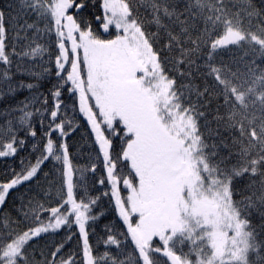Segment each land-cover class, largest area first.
<instances>
[{
    "label": "snow or ice",
    "instance_id": "snow-or-ice-1",
    "mask_svg": "<svg viewBox=\"0 0 264 264\" xmlns=\"http://www.w3.org/2000/svg\"><path fill=\"white\" fill-rule=\"evenodd\" d=\"M242 2L244 15L232 10L234 0H185L182 9L175 0H139V7L151 15L147 23L157 28L149 33L133 0H102L103 16L95 19L102 20L105 32L114 27L116 35L101 39L89 20L77 18L89 6L88 0H16L15 15L9 13L15 32L11 52L7 51L6 13L0 10V81L10 93L17 88L34 92L0 114L20 113L0 125V137H11L6 143L0 140V157L17 151V123L31 129V106L41 103L50 112L42 158L0 183V205L10 189L34 178L49 158L62 162L63 168L58 206L45 208L31 199L22 205L27 209L25 219L33 217L35 226L17 232L12 228L16 221L0 218V264H78L73 255L60 257L63 244L42 262L27 252L28 244L42 233L73 224L82 241V264H264V10L255 9L252 0ZM71 9L78 10L77 16L69 14ZM31 17L35 19L29 22ZM254 17L262 21L255 31ZM200 22L203 28L198 27ZM161 32L166 42L157 49L154 41ZM53 34L57 83L49 90L53 101L49 110V95L38 92L36 84L12 83L11 57L20 61L51 57L41 41ZM17 43L22 45L19 53ZM165 49L179 50L178 71L180 65L200 68L196 59L206 56L203 67L219 91L183 85L197 98L195 103L186 102L185 92L165 68ZM224 52L228 60L221 55ZM21 67L18 63L17 71ZM39 67L40 71L30 72L36 79L50 71L43 64ZM65 88L77 97L79 111L91 127L99 149L97 161L102 156L106 173L98 183L110 185L116 212L126 227L119 234L107 229L103 243L108 250L99 255L89 243L87 227L97 219L92 210L99 197L85 202L74 194V169L63 139L71 121L60 119ZM214 96L223 97L224 113L221 105L215 110L209 107ZM112 136L123 141L115 156ZM221 149L227 154L222 155ZM97 167L92 163L90 171L95 173ZM80 171L83 180L89 169ZM245 176L249 183L237 192L235 181ZM121 183L126 197L121 195ZM45 212L49 213L46 221L41 218ZM253 214L258 215V223H253ZM119 235L130 238V252L122 249Z\"/></svg>",
    "mask_w": 264,
    "mask_h": 264
},
{
    "label": "trees",
    "instance_id": "trees-1",
    "mask_svg": "<svg viewBox=\"0 0 264 264\" xmlns=\"http://www.w3.org/2000/svg\"><path fill=\"white\" fill-rule=\"evenodd\" d=\"M79 2V0H77ZM179 3L180 9L184 7L185 0H175ZM89 6L79 13L78 19L83 17L91 22L92 28H96V35L104 37L107 32H104L100 27L101 21H97L95 17L103 16V10L100 7L102 0H88ZM93 4L95 5L93 7ZM252 4L257 10H264V0H252ZM16 6V0H0V10L5 11V22L6 27H8V41H7V51L11 52L13 47V37L15 32L13 31L14 22L9 18V13L15 15L12 9ZM133 7L138 9V16L140 19L145 21V30L149 33L157 32L155 24L147 23L151 20V15L143 7H139V0H133ZM232 10L235 12L237 10L241 11V15H244V3L242 0H234L233 5H230ZM179 10V9H178ZM70 11V10H69ZM71 14L77 16V10L73 9ZM35 17L29 18V22ZM262 23L261 20L253 18L251 21L252 30H256L257 25ZM43 22H41V27ZM245 26H247V19L245 18ZM199 28H203V23H198ZM55 36L52 35L51 38H46L41 41L49 48L51 57L45 55L43 60L37 59L35 61H29L25 59L20 61L18 56H12L13 65L11 68L12 72V83L18 84L20 81L25 83H34L37 85V91L40 93L49 95V102L47 108L50 110L52 108L53 101L49 94V90L52 85L57 83V78L55 76V55L57 50L54 45ZM166 42V36L164 33H159L154 41V47L160 49L162 45ZM22 51V45L20 43L16 44V52ZM165 57V68L171 77L176 79L177 87L185 92L186 102L195 103L197 98L194 93L189 94L186 89L181 88L183 85H191L193 88H198L203 90L205 87L210 88L213 91H219L215 87V81L212 76L206 75L208 69L203 67L206 56H199L196 59V63L201 65L197 68L193 65L190 69L187 65H180L179 71L177 70V65L175 64V58L179 56V50L174 49L169 51L164 50ZM225 60H228L229 55L227 52L221 53ZM220 57H216V63L218 64ZM259 62V61H258ZM22 64V67L17 71V64ZM33 64L37 65L35 68ZM43 64L44 67L49 68V72L46 73L39 79H36L30 75L31 71H40L39 65ZM70 68V65H68ZM3 66L0 65V69ZM27 69V71L25 70ZM191 72V75H181L180 73ZM68 87H71L69 84ZM34 94L33 90L27 88H17L15 92H8V85L3 81H0V114L6 113L8 110L13 109L20 105L22 101L26 98H31ZM204 97L200 100L203 103ZM61 100L63 102V107L60 109V119L65 121H71V127L65 128L68 135L64 137V142L68 145L70 160L74 169L73 179L77 187L74 189V194L76 199L79 201L81 198L88 199L99 197L96 204L93 206L92 214L97 216L95 221H89L88 232H89V243L93 248V252L96 255L102 254L104 251L108 250L103 243V239H106L107 229L111 228L114 234L126 232V227L123 225V221L120 219L116 212L115 201L111 198V188L107 183L101 185L98 181L102 177H106V173L103 168L102 156L99 161H97L98 155V145L95 144L94 134L91 132V127L87 122V119L79 111V104L76 96L69 93L67 89L62 90ZM218 105H221L220 112L224 113L226 108L223 107V97L214 96L211 100L210 108L215 110ZM40 109L37 112V109ZM29 111L33 112V116L30 118L31 129L27 125H15L16 131V148L17 151L9 156L0 157V183L10 181L16 173L27 169L31 165L35 164L37 159L42 158V153L44 149V144L46 143L45 133L48 131L50 112L45 111L41 107V103H36L31 106ZM203 110V109H202ZM20 113H13L12 116L0 115V125H5L8 119H14L18 117ZM59 120H57V123ZM203 123V121H201ZM30 130H35L36 135L32 136L29 134ZM106 135L109 133L106 132ZM123 135V133H121ZM224 136L228 133L224 132ZM53 139H57V134H52ZM113 140V155H117L121 151V146L123 141L116 136L111 137ZM11 139L10 136L0 137L3 142H8ZM24 143L21 145L19 141ZM221 154L226 155L227 150L221 149ZM97 163L98 167L95 173L90 171L91 164ZM87 167L89 171L84 173V178L81 180V171ZM123 167V165H121ZM63 168L62 162H56L49 158L45 161L41 168L38 170L37 175L29 181L23 182L20 185L15 186L13 189L9 190L6 196L5 202L0 205V218L9 217L13 221H16L12 225L17 232H22L28 227L35 226L33 217L29 216L25 219L23 212L26 208H22V205H27L28 201L31 199L35 203H42L45 208H51L58 206L59 191L63 186ZM127 175V170L124 171ZM249 183V177L245 176L242 179L235 181V189L239 192L240 189L244 188ZM121 195L125 197L127 190L124 188L123 184L120 185ZM66 193V188L64 189ZM105 193H108L105 195ZM247 194V193H246ZM236 199H240L236 196ZM49 213H41V218L47 220ZM253 223L259 222V217L256 214L252 216ZM71 235V239H68ZM118 238L122 241V249L126 247L127 251L132 250V245L129 240H126L123 235H119ZM63 244L64 247L60 253V257L67 258L69 255H73L74 259L78 264H82V241L80 239L79 231L77 226L74 224L69 227L68 225H63L61 229L55 232L42 233L39 238H35L27 246V252L30 258L35 261L42 262L45 258H51V251L55 250L56 246ZM114 247V246H109ZM185 251L187 249L185 248ZM60 257H57L59 260ZM162 262L166 260L162 256H157Z\"/></svg>",
    "mask_w": 264,
    "mask_h": 264
},
{
    "label": "rangeland",
    "instance_id": "rangeland-1",
    "mask_svg": "<svg viewBox=\"0 0 264 264\" xmlns=\"http://www.w3.org/2000/svg\"><path fill=\"white\" fill-rule=\"evenodd\" d=\"M71 11H73V9H71L70 11H69V14H71ZM93 29V31L96 33V31H98L96 28L94 29V28H92ZM103 30V29H102ZM104 31V30H103ZM105 32V31H104ZM107 33L108 34H105V36L104 37H101V39H113L114 37H115V35H116V30H115V28L114 27H112V26H110V29H109V31H107ZM81 55H82V53H81ZM92 103H94V101L92 102ZM128 194V193H127ZM127 194L125 195V197L127 196Z\"/></svg>",
    "mask_w": 264,
    "mask_h": 264
}]
</instances>
